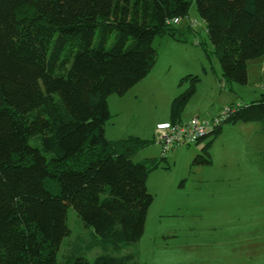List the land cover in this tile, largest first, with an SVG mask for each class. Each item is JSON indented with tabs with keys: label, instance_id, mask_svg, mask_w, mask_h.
<instances>
[{
	"label": "trees",
	"instance_id": "1",
	"mask_svg": "<svg viewBox=\"0 0 264 264\" xmlns=\"http://www.w3.org/2000/svg\"><path fill=\"white\" fill-rule=\"evenodd\" d=\"M192 2L223 80L246 84L248 61L264 54V0H0V264H139L154 201L147 178L173 148L134 162L157 138L109 140L108 98L153 71L157 38L183 40L171 22ZM197 80L175 99L171 123ZM230 107L214 134L244 114L264 132V97ZM195 162L211 164L207 148ZM69 208L91 229L72 240Z\"/></svg>",
	"mask_w": 264,
	"mask_h": 264
},
{
	"label": "rangeland",
	"instance_id": "2",
	"mask_svg": "<svg viewBox=\"0 0 264 264\" xmlns=\"http://www.w3.org/2000/svg\"><path fill=\"white\" fill-rule=\"evenodd\" d=\"M175 25L184 31L183 40L157 38L159 60L153 72L124 96L108 98L109 140L155 141L157 123L172 121L173 103L195 83L194 77L197 91L181 113L183 121L264 97V54L248 61L246 84H229L195 2L189 16ZM247 115L196 144L173 148L165 154L167 161L149 173L146 186L154 201L136 245L139 264H264V132L256 120L243 119ZM205 148L210 165L195 162ZM162 152L155 141L131 159H160ZM80 223L69 208L67 240L91 230ZM100 254L95 248L87 258Z\"/></svg>",
	"mask_w": 264,
	"mask_h": 264
},
{
	"label": "built area",
	"instance_id": "3",
	"mask_svg": "<svg viewBox=\"0 0 264 264\" xmlns=\"http://www.w3.org/2000/svg\"><path fill=\"white\" fill-rule=\"evenodd\" d=\"M171 23L179 24V19H174ZM230 106L222 109L214 117H194L188 121H181L178 124L164 122L157 125L156 138L164 151L183 145H191L200 142L214 134L215 130L233 112Z\"/></svg>",
	"mask_w": 264,
	"mask_h": 264
},
{
	"label": "crops",
	"instance_id": "4",
	"mask_svg": "<svg viewBox=\"0 0 264 264\" xmlns=\"http://www.w3.org/2000/svg\"><path fill=\"white\" fill-rule=\"evenodd\" d=\"M158 60H159V59H158ZM156 65H157V64H156ZM155 67H156V66H155ZM155 67H154V68H155ZM153 70H154V69H153ZM152 72H153V71H152ZM142 81H143V80H142ZM219 112H220V111H219ZM219 112H218L217 114H219ZM208 116H209V115H208ZM215 116H216V115H215ZM209 117H211V116H209ZM212 117H214V116H212ZM182 121H183V120H182ZM160 123H164V122H158L157 125L160 124ZM260 124H261V123H260ZM261 128H262V125H261Z\"/></svg>",
	"mask_w": 264,
	"mask_h": 264
}]
</instances>
